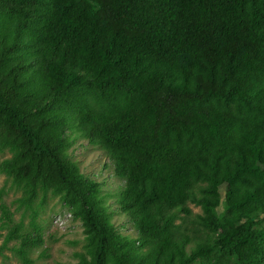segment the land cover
Returning <instances> with one entry per match:
<instances>
[{
  "label": "trees",
  "instance_id": "1",
  "mask_svg": "<svg viewBox=\"0 0 264 264\" xmlns=\"http://www.w3.org/2000/svg\"><path fill=\"white\" fill-rule=\"evenodd\" d=\"M68 131L118 190L68 158ZM4 152L21 202L49 190L80 221L79 264H264V0H0Z\"/></svg>",
  "mask_w": 264,
  "mask_h": 264
},
{
  "label": "rangeland",
  "instance_id": "2",
  "mask_svg": "<svg viewBox=\"0 0 264 264\" xmlns=\"http://www.w3.org/2000/svg\"><path fill=\"white\" fill-rule=\"evenodd\" d=\"M67 136L68 158L80 171L99 181L102 193L118 190L122 180L112 174V164L105 152L89 144L77 131H68ZM5 156L7 152L0 154V159ZM22 194L21 187L0 170V264H79L74 252L84 250L85 238L82 225L70 208L49 190H38L27 204L20 201ZM105 198L115 227L123 234L133 235L134 229L127 219L115 213L113 199ZM187 206L190 214L180 213L176 222L187 227L192 235L197 230L194 222L200 209L190 202ZM35 237H39V244L21 247L22 239Z\"/></svg>",
  "mask_w": 264,
  "mask_h": 264
}]
</instances>
